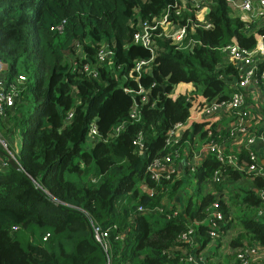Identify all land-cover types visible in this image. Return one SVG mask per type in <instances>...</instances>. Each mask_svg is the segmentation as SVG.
I'll use <instances>...</instances> for the list:
<instances>
[{"label": "trees", "instance_id": "1", "mask_svg": "<svg viewBox=\"0 0 264 264\" xmlns=\"http://www.w3.org/2000/svg\"><path fill=\"white\" fill-rule=\"evenodd\" d=\"M165 13L186 26L182 41L154 34L153 49L134 41L141 21ZM257 32L264 35V24L247 23L231 0H202L200 6L183 0H0L5 80L26 76L25 88L0 118V132L21 165L0 170V264H107L93 223L116 225L114 264H195L178 248H195L181 234L196 228L198 249L207 248L213 240L211 205L218 198L225 218L208 263H231L233 254L217 252L226 243L256 245L262 252L264 215L257 208L264 177L248 169L262 159L252 160L249 148L238 150L240 167L209 151L195 170L186 166L171 179L156 181L147 172L150 161L176 148L183 158L211 138L232 146L229 115L191 119L179 143L165 140L174 124L232 95L238 68L221 47L234 37L253 49ZM103 48L113 53L101 59ZM140 60L150 62L138 72ZM135 104L138 117L131 115ZM92 121L95 139L88 136ZM14 136L21 141L18 149ZM217 169L225 173L221 181L214 179ZM234 220L237 232L225 241Z\"/></svg>", "mask_w": 264, "mask_h": 264}, {"label": "built area", "instance_id": "2", "mask_svg": "<svg viewBox=\"0 0 264 264\" xmlns=\"http://www.w3.org/2000/svg\"><path fill=\"white\" fill-rule=\"evenodd\" d=\"M183 1L191 2L196 6H200L202 2V0ZM231 3L240 9L242 18L247 23L259 21L264 24V0H231ZM210 25L209 22L205 23V26ZM157 29H160V31L155 32ZM186 33L187 29L185 25H180L178 22L170 19L168 13H165L164 15L153 17L150 21H141L134 35V41L153 49V46L156 45L154 34L159 37H169L175 42L182 41ZM256 37L257 44L253 49L242 47L234 37L230 43L221 47L222 51L226 53L227 58L230 59L229 61L238 68L239 77L235 78V89L232 95L229 98L214 99L202 109H199L196 115L190 116L188 121H180L174 124L168 130L165 140L166 144L170 146L179 143L184 129L191 125V119L194 120L196 118L200 119L206 117L207 119L217 120L219 117L229 115V117H234L230 125H228L230 134L234 136V138H232V146H228L225 141L211 138L200 147H197L198 144H196L194 147L187 149L186 156L183 158L180 157L181 151L176 148L174 153H169L165 156H157L148 163L147 172L152 179L156 181L171 179L174 174L180 171L181 165L184 167L188 166L192 170H195L203 159L201 156L203 151H212L221 162L240 167L238 150L243 146L249 148V155L252 160L262 159L261 161L264 162V35L257 32ZM112 53V50L103 48L100 50V58L105 59ZM149 62L150 60L138 61L135 70L140 72ZM5 68L4 62L0 60V74L3 73ZM84 70L90 74H97L96 67L90 68L86 66ZM25 81L26 76L23 74L19 75L16 80H5V77L0 76V118L5 114L8 107L15 104L19 94L25 88L22 86ZM129 90L132 91L133 89L129 88ZM138 92L143 95L146 93L142 87ZM146 99V96H143L142 100L146 101ZM138 108V104H135L131 111L133 117L139 116ZM71 115L72 113H70L69 116ZM123 126V124L119 125L116 131H119ZM97 133V123L96 121H92L89 129V139H95ZM209 134L211 135L212 132L210 131ZM137 142L140 144V153H143L145 147L141 134H139ZM1 150H3L5 154L1 153ZM8 157H13L17 160L16 149H13L10 140L4 137L0 132V170L7 167L10 163ZM262 162L261 164L252 163L249 165L248 169L264 177V165ZM224 177L226 176L222 170L217 169L215 171L214 179L216 181H221ZM143 189L150 194L155 193V189L147 184H143ZM222 192L226 193L225 190ZM222 196L224 198L226 197L225 194H222ZM259 196L260 205L257 208L258 215H264V187L259 191ZM157 208L163 209L161 206ZM139 209L142 211L148 210V208L143 205H140ZM177 212V210H174L175 214ZM224 218L225 213L221 209V202L218 198V200L212 203L209 216V225L211 227L213 240L220 237L218 231L220 228L219 221ZM114 227H116V225L104 226L100 223H93V236L108 253L107 264H114L110 252L112 243L111 232ZM231 236L232 235L227 236L225 234L223 239L228 241ZM119 237L121 238L123 236L121 234L115 235V239ZM181 237L195 247L194 250H189L179 246L178 248L181 249L182 253L185 255L183 258L195 264H209L206 248L202 250L198 249L201 242L197 236L196 228L190 226L181 234ZM222 251L233 254L230 264H249L251 260H253L254 264H258L256 256L258 252L261 253L259 247L256 245H239L232 247L228 243L224 245ZM119 264L129 263L122 261Z\"/></svg>", "mask_w": 264, "mask_h": 264}, {"label": "rangeland", "instance_id": "3", "mask_svg": "<svg viewBox=\"0 0 264 264\" xmlns=\"http://www.w3.org/2000/svg\"><path fill=\"white\" fill-rule=\"evenodd\" d=\"M229 60H230V59L227 58V61H229ZM2 65H3V64H2ZM4 67H6V63H4ZM4 70H5V69H4ZM0 76H1V77H4L5 74H4V73H1ZM20 144H21L20 138H19L18 136H14V137H13V146H14V147L16 146L17 149H18V145L20 146ZM195 185H196V184L194 183L193 186H195ZM187 190L189 191V189H187ZM232 205H233V209H234L235 213L238 214V212H237V209H238L237 204L232 203ZM226 222H227V221H226ZM235 222H236V220H234L233 223H232V225H231L230 227H228L226 231H224V232L226 233L227 236L233 235L234 232H235V233L237 232L238 227H237V225H234ZM217 242H219V239L212 240V242L208 245V247L206 248V250L209 249V248L215 250V249H216V243H217ZM222 250H223V249H222L221 247H219L218 250H217V252H218V253H222ZM256 259H257V261H258V262H257L258 264H264V252H263V251H262L261 253L258 252V253H257V256H256Z\"/></svg>", "mask_w": 264, "mask_h": 264}, {"label": "crops", "instance_id": "4", "mask_svg": "<svg viewBox=\"0 0 264 264\" xmlns=\"http://www.w3.org/2000/svg\"><path fill=\"white\" fill-rule=\"evenodd\" d=\"M258 146V145H257ZM207 154V152L206 151H203L202 153H201V156L202 157H204L205 155ZM185 169V167L184 166H180V170H181V175L182 174H184L183 173V171L182 170H184ZM176 201H177V206L179 207V208H181L182 206H183V204H184V201H183V195H182V193L181 192H179L178 194H177V196H176ZM210 249V248H209ZM209 249H207L206 251H207V254H208V251H209ZM214 252V250H210V253H213Z\"/></svg>", "mask_w": 264, "mask_h": 264}, {"label": "water", "instance_id": "5", "mask_svg": "<svg viewBox=\"0 0 264 264\" xmlns=\"http://www.w3.org/2000/svg\"><path fill=\"white\" fill-rule=\"evenodd\" d=\"M1 153L5 154V152H4L3 150H1ZM8 158H9L10 163H11L13 166H15V167H17V168H21L20 163H19L15 158H13V157H8Z\"/></svg>", "mask_w": 264, "mask_h": 264}]
</instances>
